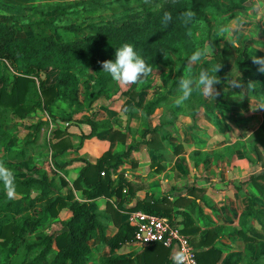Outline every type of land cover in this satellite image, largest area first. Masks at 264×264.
<instances>
[{
  "label": "crops",
  "instance_id": "crops-1",
  "mask_svg": "<svg viewBox=\"0 0 264 264\" xmlns=\"http://www.w3.org/2000/svg\"><path fill=\"white\" fill-rule=\"evenodd\" d=\"M77 1L80 0H29L26 5H14L0 0V4L11 12L30 8L35 2L46 3L45 9L33 7L32 10H40V20L52 21L57 4H74ZM16 14L12 12L3 20L12 23L10 18L14 16V19ZM26 27L24 36L18 37L15 24L18 38L32 36L33 28ZM64 30L72 35L78 32L80 36L85 31L83 28ZM258 52L255 57H264V47ZM209 60L215 62L213 57ZM236 62L237 57L234 56L227 58L221 66L224 73L218 75L221 80L217 84L218 96L206 99L194 91L192 97L197 94V107L183 113L174 112L175 106L168 101L171 95L148 116L143 113L148 101L164 94L159 74L151 73L149 83L142 79L140 84L143 85H130L116 93L105 88L97 94L94 81H88L85 87L79 84L81 108L77 110L75 105L57 99L50 107L54 120L47 121L63 132L58 136L53 133L48 139L49 147L43 153H29L25 163L29 166L32 162L38 167L39 156H46L44 172L48 180L59 184L63 180L64 193L71 191L76 195L73 199L84 200L85 186L79 184L75 187L73 182L79 178L86 162L94 165L101 155L109 151L117 155V165L111 167L108 174L101 171L104 174L100 175L102 178L108 176L110 189H115L119 183L123 184L122 189L119 193L102 194L89 201L91 208L100 216L107 236L113 235L119 224H129L128 214L137 211L135 207L139 201H156L155 206L161 211L178 215L183 233L189 237L196 252L201 253V264H226L228 256H231L232 264H250L257 257L259 243H264V219L246 213L249 206L264 212V177L258 178L256 183L249 179L264 173V138L259 129L264 109L255 108L264 96L249 95L245 82L240 87L231 84L228 73L237 67ZM159 65L155 71H160ZM258 68L259 65L252 62L251 67L240 70L245 72L240 76L264 91V72ZM161 70L164 71L163 67ZM51 82L53 79L48 81ZM6 89L10 87L6 86ZM34 110L36 116L32 114L34 120L31 124L36 129L38 121L46 117H38L43 111L41 104L35 105ZM69 116L71 119L67 120ZM89 118L104 126L91 137L84 138L79 147L55 153L53 145L59 139L67 137L69 144L76 145L80 135L90 132ZM40 129L44 128L41 126ZM43 140L44 133L40 131L39 138L32 145L36 148L43 144ZM49 159L58 173L50 171ZM17 175L25 176L22 173ZM88 176L92 178V173ZM89 246L91 254L85 264H99L100 257L111 255L133 259L131 264H141L142 260L137 256L147 248L131 241L118 249H111L98 235L89 241ZM210 247L219 250L218 254L209 251ZM147 255L152 264H160L164 258L156 251ZM169 259L173 264L170 253Z\"/></svg>",
  "mask_w": 264,
  "mask_h": 264
},
{
  "label": "trees",
  "instance_id": "trees-1",
  "mask_svg": "<svg viewBox=\"0 0 264 264\" xmlns=\"http://www.w3.org/2000/svg\"><path fill=\"white\" fill-rule=\"evenodd\" d=\"M6 1L14 5H26L29 2V0ZM83 2L80 0L74 4H57L55 17L52 21H38V25L51 26L54 32L43 36L33 34L25 39L16 36L14 22L7 23L3 20L4 16L0 15V61H5L7 68L13 73L9 84H6V81L0 84V115L12 110L13 114L23 117L31 113L37 104H41L43 110L51 114L50 107L57 99L67 101L79 110L81 102L78 99L80 80L78 65L92 66L94 75H89L91 79L92 77L99 80L104 79L101 62L105 60L114 61L116 48L124 43L132 44L149 66L153 67L164 63L165 53L173 47V44L176 42L187 43L191 21L193 19L207 21L205 12L210 8L213 10L215 8L213 0H166L155 12H148L145 15H141L134 9H128L129 11L123 13V19L120 23L105 19L92 22L89 21L90 16L83 17L84 14H82V21L79 25H75V21L70 15L80 13L76 6H83ZM237 6L242 7L240 4ZM0 7L8 9L2 4ZM85 9L83 7L81 10L84 11ZM165 12L172 15V20L167 24L162 22ZM185 13L192 14L190 20L186 19ZM66 20H72V23L69 21L65 23ZM82 25L89 28L90 31L80 39L65 42L55 37L59 28L80 30ZM92 30H97V32ZM193 53L190 50L186 58H189ZM213 54L219 57V61L216 62L221 63L222 66L227 61L228 57L224 50L215 51ZM252 62L253 56L243 47L237 56V67L243 70L244 66ZM183 66L184 62L179 65L177 76L171 84L168 87L166 85L163 87L166 88L164 94L155 97L144 105L143 113L146 116L173 94L174 88L179 85V80L182 78ZM48 67L54 68L52 72L58 70L57 76L53 77L51 83L47 82L45 76V78L40 76V73L47 72ZM217 75L219 74L217 73ZM37 80L38 84L36 83ZM244 82H246L244 84L249 95L264 96V91L253 86L249 89L248 82ZM6 86H9L10 89L7 90ZM216 88L219 89V86L216 85ZM127 93L125 92V94ZM33 98H36L37 101H34ZM207 112L213 114L212 111L208 110ZM91 118L87 120L91 129L88 134L80 135V140L76 145L69 144L67 137L59 139L53 145L55 153L66 148L79 147L84 138L91 137L96 130L104 126L102 123L94 122ZM70 119L71 116L67 117V120ZM47 122V120L40 119L36 129ZM259 129L264 138V110ZM62 132V130H55L54 134L58 136ZM33 136L27 144L32 145L35 140ZM7 140L8 137L0 122V143L7 142ZM116 156L106 151L94 165L86 162L79 178L73 182L75 187L79 184L85 186L84 200L72 199L69 192L53 194L52 183L48 180L45 172L37 171L19 177H17L18 172L15 173V192L20 196V199L26 200L25 209L40 208L38 216L34 219L25 218L21 222H16L13 219L0 218L2 244L11 248H20L23 251L18 264H85L91 254L89 241L97 235L102 243L111 249H118L132 241L135 226L126 223L119 224L114 234L107 236L106 228L100 216L91 208L89 202L102 194L110 196L114 192L119 193L121 191L122 183H119L115 189H110L108 176L102 178L100 175L101 171L108 174L110 168L117 165ZM89 173H92V178L88 176ZM261 177H264V173L249 179L256 183V180ZM123 182L126 184L125 181ZM61 184L65 185V182L61 180ZM35 188L39 190V194L31 196V192ZM12 202L10 199L5 204L10 206ZM155 204L156 201L152 203L139 201L135 209L158 215H168L157 208ZM63 209H66L69 216L65 219H57ZM246 213H253L258 219H264V212L252 206H249ZM50 217L56 218V220L49 222ZM46 222H49L48 225L50 226L47 232L41 234L38 239L29 241L27 239L28 227H35ZM255 234L259 235L258 233ZM150 251H156L158 255L163 254L164 258L160 264L171 263L169 249L160 243H153L147 246L143 254L137 256L138 259L142 260L141 264H152L150 256L147 255ZM209 251L218 254L219 250L210 247ZM196 253L197 260L201 264L199 260L201 253ZM230 259L231 256H228L226 264H232ZM132 260L111 255L102 257L101 264H131ZM262 261H264V243H259L257 257L250 264H261Z\"/></svg>",
  "mask_w": 264,
  "mask_h": 264
},
{
  "label": "rangeland",
  "instance_id": "rangeland-1",
  "mask_svg": "<svg viewBox=\"0 0 264 264\" xmlns=\"http://www.w3.org/2000/svg\"><path fill=\"white\" fill-rule=\"evenodd\" d=\"M74 1L76 0H72V2ZM165 1L166 0H85L83 2L84 5L78 8L80 13H73L71 15V18L75 21V25H79L80 21H82V18L86 15L90 16L89 21L92 22H97L99 19H105L109 21L115 20L116 22L120 23V21L123 19V13L125 11H129L128 9H134L135 11H138L141 15H145L148 12H155L158 8L163 5ZM213 1L215 3L214 10L213 8H210L205 12L207 21L194 19L191 21L189 39L187 43L182 44L176 42L175 44H173V47L165 53L168 58H165L164 56V63H161L159 65V67L161 66V69L163 67L164 71L161 69L160 71H155V67L157 65L152 67V73L159 74L158 76L161 79L160 85L163 84V87H165V85L166 87H168L171 82L176 78L178 67L182 62H184L182 77L186 74L188 65V58L186 57L190 50L194 52L197 48H203L205 45H208L209 57H213L215 62L219 61V57L213 54L215 51L219 52L221 50H224L228 58H234V56L237 57L239 51L243 47H245L248 53L252 56L257 55L256 53L259 54V50L262 51V48L264 47V21H257L256 17L258 14L264 16V0ZM237 4L242 5V7L237 6ZM33 7H36L37 9H45V7H47V4H39V2H35L34 6L31 5L30 8L28 7L24 10L15 9L11 12L8 11L6 8L0 7V15L3 17L9 16L8 14L12 12L18 13L16 14L14 19V16L10 18V21L14 22L18 26V37L24 36V29L27 28V25L33 28L32 33L37 36L51 34L52 28L49 29L48 27L44 26V28L42 29V25H38V21H40L41 19L39 14L40 10H32ZM83 7L86 8L84 11L81 10ZM82 14H84L83 17L81 16ZM241 18H243L245 23L241 30L232 31V38L236 39L238 42V46H233L226 40L227 34L223 36L220 34V28L227 27L230 29H235L237 22L240 21ZM72 20H66L65 23H68L67 21L71 22ZM80 27L85 30L83 32V35L81 36L80 34H78V32L72 35L63 28H59L56 31L55 37L58 40H62L65 42H73L76 39H80L82 36H84L87 32L90 31L89 28H87L86 26L82 25ZM92 31L97 32V30ZM216 63L212 62L208 58L207 61L202 62L198 65H194L192 67V72L196 73L200 70V68L209 67L212 64ZM165 66H167V68H165ZM248 67H251V64L244 66V68ZM47 69V72L40 73V76L41 78L46 77L48 82L51 81L53 77L57 76L58 70H54L52 72L54 68L48 67ZM77 69L80 78L79 84L85 87V83H87L88 81H94V89L96 90L97 94H99L98 92H101V90H104L105 88L107 90L112 91L113 93L121 91L123 88H125L124 86H120L116 82H114L111 77L106 73H104L103 75L104 79L99 80L95 77H92L91 79L89 75H94L92 71V66H89L87 64L78 65ZM232 69L233 71H230V73H228V79H231V77H235L234 74H236L237 72H239V74L242 73L243 75H245V72L240 71L239 67ZM236 69L239 71H236ZM221 72H223L222 67L217 73L220 74ZM12 75L13 73L10 69L7 68L5 61H0V84H2L4 81H6V84H9ZM149 75L143 78L144 83L146 82V80L149 79ZM149 82L150 81L148 80V83ZM240 83H244L243 77L241 76ZM140 85L143 84H136V86ZM161 91L162 90H160V93H163V91ZM179 95L180 93L178 85L176 88H174L173 94L168 99V101H170L175 106L174 112L183 113L190 112L191 110L196 109L198 102L197 94H194V96L191 97V99L185 102L183 105L176 104V100ZM33 99L34 101H37L36 98ZM33 113L34 116H36V111L33 110L26 116L20 117L13 114L12 110H8L6 113L0 115V122L3 125V130L6 132V135L8 137L7 142L10 143L7 144V142L4 141L0 143V161H3L7 168L14 170V173L18 172L24 175H28L32 174L35 171L44 172L45 160L47 159L46 156H39L41 157V161L40 163L37 162V164H39L38 167H35L32 162H30L29 166H27L25 161L30 157L28 156L29 153H43L44 150L50 145V142L48 140L49 137L54 133L55 130H61L55 129L54 126L50 125L49 121H53L54 116L52 115V113L48 114L44 110L42 111V114H40L38 117H46L45 120H49L47 122L48 125H41L44 129H40L41 127H39L38 129H34V126L31 124V121L34 120V116L32 115ZM40 131L44 133L43 144H39L36 148H34V144H27L28 140L32 138L33 135L36 142V140L39 138ZM37 148L39 149L36 150ZM59 180L60 179L58 178V181ZM62 186L57 181H52V193L64 194ZM70 192L69 194H71L70 196L72 197V199L75 198V193L73 194ZM38 194L39 190L37 188L33 189L31 192V196H36ZM77 197L80 196L78 195ZM11 199L13 201L12 204L10 206H6V201L10 199L7 197L3 182L0 181V218L13 219L16 222H21L25 218L34 219L38 216L40 208H34L30 210L25 209L26 200L23 198L20 199V196L16 192L14 193ZM68 216L69 214L66 209H63L57 219H65ZM53 220H56V218L50 217L48 219L49 222ZM49 222L39 224L35 227L29 226L27 239L29 241L38 239L41 234L47 232L48 227H50L48 225ZM1 241L2 238H0V264H18L23 251L20 248H11L9 246H5L2 244ZM98 261L99 264H101V257Z\"/></svg>",
  "mask_w": 264,
  "mask_h": 264
},
{
  "label": "clouds",
  "instance_id": "clouds-1",
  "mask_svg": "<svg viewBox=\"0 0 264 264\" xmlns=\"http://www.w3.org/2000/svg\"><path fill=\"white\" fill-rule=\"evenodd\" d=\"M187 20L192 17L191 13H185ZM172 20V15L165 12L162 22L167 24ZM257 21H264V16L260 14L256 17ZM245 21L241 18L237 22L235 29L227 27L220 28V34H227L226 40L233 46H238L236 39L232 38L233 30H241ZM165 58H168L165 55ZM209 58V46L197 48L194 53L188 58L186 74L179 80V93L176 100L177 105H183L189 101L194 90L204 98H215L219 95L216 85L221 83L217 72L221 68V63L212 64L209 67L200 68L196 73L192 72L194 65L201 64ZM253 63L259 65L258 71L264 72V57H253ZM104 73L108 74L111 79L120 86H130L142 82V79L153 72V68L147 64L145 59L140 55L136 48L129 43L122 44L115 51V60H105L101 62ZM231 84L235 87H240V74L237 72L235 77H231ZM248 88H252V82L248 83ZM255 108L264 109V99H262ZM15 173L14 170L5 166L3 161H0V181L3 182L7 197L11 199L15 193ZM173 264H189V254L181 249L173 254Z\"/></svg>",
  "mask_w": 264,
  "mask_h": 264
},
{
  "label": "built area",
  "instance_id": "built-area-1",
  "mask_svg": "<svg viewBox=\"0 0 264 264\" xmlns=\"http://www.w3.org/2000/svg\"><path fill=\"white\" fill-rule=\"evenodd\" d=\"M48 167L51 172L58 173L50 159ZM128 222L135 226L132 242L143 247L160 243L169 249L171 257L175 252L184 249L189 254V264H199L196 250L189 237L183 233V227L177 214L158 215L137 210L128 214Z\"/></svg>",
  "mask_w": 264,
  "mask_h": 264
}]
</instances>
